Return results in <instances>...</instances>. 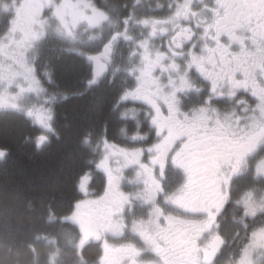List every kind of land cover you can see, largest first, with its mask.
Segmentation results:
<instances>
[{"label": "snow or ice", "instance_id": "1", "mask_svg": "<svg viewBox=\"0 0 264 264\" xmlns=\"http://www.w3.org/2000/svg\"><path fill=\"white\" fill-rule=\"evenodd\" d=\"M69 106L94 264H264V0H0V164Z\"/></svg>", "mask_w": 264, "mask_h": 264}, {"label": "trees", "instance_id": "2", "mask_svg": "<svg viewBox=\"0 0 264 264\" xmlns=\"http://www.w3.org/2000/svg\"><path fill=\"white\" fill-rule=\"evenodd\" d=\"M14 119L0 118V127L10 128ZM59 128L61 140L41 153L14 134L12 155L0 164V264H94L96 244L81 249L79 228L61 220L72 213L77 179L90 167L83 163V128L72 106ZM110 135H116L115 125ZM93 177L91 188L99 192L101 177L95 172Z\"/></svg>", "mask_w": 264, "mask_h": 264}, {"label": "rangeland", "instance_id": "3", "mask_svg": "<svg viewBox=\"0 0 264 264\" xmlns=\"http://www.w3.org/2000/svg\"><path fill=\"white\" fill-rule=\"evenodd\" d=\"M56 53H53V55H55ZM98 192V191H97ZM99 214L102 215L103 214V210H98ZM61 220L65 223H71V224H74L76 225L79 229H80V232H81V239H80V244H79V247L82 249L84 248L85 246H87L88 244L90 243H94L92 241H86L84 236L82 235V223H81V220L80 218L77 216V215H74L73 213H71L70 215L66 216V217H63L61 218Z\"/></svg>", "mask_w": 264, "mask_h": 264}]
</instances>
